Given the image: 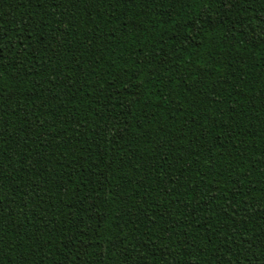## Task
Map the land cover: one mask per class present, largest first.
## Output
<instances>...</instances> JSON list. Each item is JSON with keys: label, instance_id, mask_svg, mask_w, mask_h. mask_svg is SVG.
Masks as SVG:
<instances>
[{"label": "trees", "instance_id": "trees-1", "mask_svg": "<svg viewBox=\"0 0 264 264\" xmlns=\"http://www.w3.org/2000/svg\"><path fill=\"white\" fill-rule=\"evenodd\" d=\"M0 264H264V0H0Z\"/></svg>", "mask_w": 264, "mask_h": 264}]
</instances>
